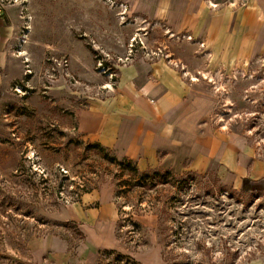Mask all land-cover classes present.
<instances>
[{
    "label": "rangeland",
    "instance_id": "rangeland-1",
    "mask_svg": "<svg viewBox=\"0 0 264 264\" xmlns=\"http://www.w3.org/2000/svg\"><path fill=\"white\" fill-rule=\"evenodd\" d=\"M206 1L251 24L249 58L110 0H0V264H264V178L229 181L189 155L143 169L76 129L122 69L197 68L186 78L208 82L205 121L264 162V20L238 14L250 0ZM108 231L116 249L93 247Z\"/></svg>",
    "mask_w": 264,
    "mask_h": 264
},
{
    "label": "crops",
    "instance_id": "crops-1",
    "mask_svg": "<svg viewBox=\"0 0 264 264\" xmlns=\"http://www.w3.org/2000/svg\"><path fill=\"white\" fill-rule=\"evenodd\" d=\"M110 1L125 4L128 13L135 17L150 23L162 22L170 32L211 46L212 51L226 49L231 52L229 58H249L260 44L258 37L246 47L243 35L250 34L247 26L251 24L236 20L234 25V11L212 8V1L209 6L206 0ZM250 3L247 9L238 10V14L255 22L264 20V0H250ZM256 4L255 11L252 6ZM236 27L241 37L234 41ZM199 72L197 68L179 72L161 62L126 67L112 90L102 93V100L93 101L77 112V132L143 169L147 165L158 167L170 158L172 167L178 168L177 164L189 155L195 157L196 169L200 166L206 170L211 163H221L228 169L229 181L263 179L264 162L254 160L250 151L236 146L232 139L219 140L218 132L205 121L208 82L196 80L197 77L193 81L186 78ZM93 235V247L116 249L109 231L104 236Z\"/></svg>",
    "mask_w": 264,
    "mask_h": 264
},
{
    "label": "built area",
    "instance_id": "built-area-1",
    "mask_svg": "<svg viewBox=\"0 0 264 264\" xmlns=\"http://www.w3.org/2000/svg\"><path fill=\"white\" fill-rule=\"evenodd\" d=\"M248 0H236V2H235V0H233V2H235L236 4H240V5H245V2H247ZM232 2V3H233ZM209 3V2H208ZM119 6H120V9L122 10V11H127V6L125 5V4H119ZM211 7V6H210ZM217 7V4L215 3V4H213L212 5V8H216ZM134 41V40H133Z\"/></svg>",
    "mask_w": 264,
    "mask_h": 264
},
{
    "label": "trees",
    "instance_id": "trees-1",
    "mask_svg": "<svg viewBox=\"0 0 264 264\" xmlns=\"http://www.w3.org/2000/svg\"><path fill=\"white\" fill-rule=\"evenodd\" d=\"M93 147H94V148H100V149L105 150V149H104L103 147H101L99 144H95V143H94V144H93ZM124 161L127 162L126 159H124ZM127 165L130 167V163H129V162L127 163ZM134 170H136V169L134 168Z\"/></svg>",
    "mask_w": 264,
    "mask_h": 264
},
{
    "label": "bare ground",
    "instance_id": "bare-ground-1",
    "mask_svg": "<svg viewBox=\"0 0 264 264\" xmlns=\"http://www.w3.org/2000/svg\"><path fill=\"white\" fill-rule=\"evenodd\" d=\"M236 1V0H235ZM231 6H233V5H231ZM212 7V6H211Z\"/></svg>",
    "mask_w": 264,
    "mask_h": 264
}]
</instances>
